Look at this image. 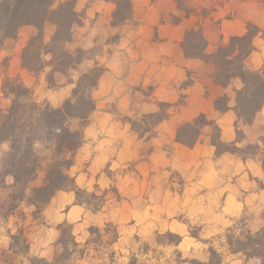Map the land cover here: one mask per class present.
Segmentation results:
<instances>
[{
	"label": "crops",
	"instance_id": "0c3cea01",
	"mask_svg": "<svg viewBox=\"0 0 264 264\" xmlns=\"http://www.w3.org/2000/svg\"><path fill=\"white\" fill-rule=\"evenodd\" d=\"M132 2L135 26L123 33L110 47L112 52L103 58L107 72L93 91L96 110L84 128V140L69 174L80 187L100 184L107 189L116 184L124 194L131 191L124 187L130 183L145 187L159 185L161 179H166L168 199L175 202L176 215L213 229L212 234L219 233L221 228H247L249 233L259 232L264 227L261 153L247 159L232 153L217 155L206 127L194 147L177 142L176 136L182 124L204 115L219 125L223 141L234 142L237 129H240L245 138L238 146H261L264 107L250 125L239 120L232 108L236 91L243 87L241 80L234 79L227 87L218 84L214 78L215 65L187 57L183 44L189 30L200 28L207 41L206 52L212 54L232 37L246 35L248 25L252 24L259 32L253 38L254 50L245 66L264 75V0ZM100 3L105 2L93 1L94 8L89 15L95 14ZM104 5L114 10V5ZM26 42H21L13 54L8 75L34 88L39 100H46V95L50 99L52 94L49 90L44 92L43 82L35 86L30 81L32 73L22 66L21 55ZM6 56L0 45V59ZM2 86L0 70L1 92ZM147 89L149 95L144 94ZM224 95L230 98L231 109L219 113L215 102ZM160 103L172 106L170 117L156 127L157 134L151 138H140L131 124L123 120L139 110L156 112ZM60 104L59 101L56 105ZM7 147L0 145V159ZM174 174L183 180L181 191L172 192ZM34 210V206L24 207L23 220L14 216L0 219V264H31L32 257L51 262L61 251L60 224L73 225V235L79 243L88 238L89 227L102 228L109 220L106 208L93 212L77 204L73 191L57 192L43 210L44 224L33 219ZM17 225L25 228H17ZM172 225L185 235L187 223L175 220ZM19 234L27 241L26 252L16 251L13 238ZM184 240L188 241L186 237ZM255 259L241 254L229 255L223 264H259Z\"/></svg>",
	"mask_w": 264,
	"mask_h": 264
},
{
	"label": "trees",
	"instance_id": "16d2710c",
	"mask_svg": "<svg viewBox=\"0 0 264 264\" xmlns=\"http://www.w3.org/2000/svg\"><path fill=\"white\" fill-rule=\"evenodd\" d=\"M114 5L111 25L117 27L133 21L134 7L132 0H102ZM83 17L76 10V1L67 0H0V44L16 38L21 29L32 27L34 35L22 50V66L30 72H40L52 66L53 72H66L76 69L84 60L83 51L72 53L67 45L73 41L75 28L82 23ZM54 27L49 41L46 40L47 27ZM259 29L248 25V33L241 37H232L214 53L207 54V41L200 28L187 32L183 48L189 58L201 59L215 65V81L227 87L234 79H240L243 87L236 91L235 106L232 108L239 120L250 125L257 113L264 107V75L259 71L248 70L245 63L254 50L253 38ZM119 40V38H117ZM97 66L84 73L73 91L72 97L60 107L49 103H39L33 97L32 90L19 78L5 77L0 98V145L7 144L8 149L0 159V187L7 192L6 200L0 206V215L8 218L22 203L26 202L42 211L59 191H74L77 196L81 189L76 185L68 171L73 165L75 151L72 145L80 147L84 140V128L96 110L92 91L107 72L105 66ZM189 82L185 83V86ZM6 101V102H5ZM227 95L219 97L215 108L219 113L231 109ZM156 112L142 115L137 121L129 120L132 128L145 138L159 124L170 117L171 105L160 103ZM80 121L81 128L74 130L71 123ZM150 125L149 128H142ZM211 124V141L216 147L217 155L232 153L243 159L262 154L264 169V136L259 144L238 146L245 136L237 129V138L227 143L222 140L221 129L215 121H209L201 115L192 122L182 124L177 130V142L194 147L201 138L202 129ZM255 153L246 154V149ZM42 183L34 185L41 175ZM11 181V184L8 182ZM264 218V214H263ZM59 243L63 251L49 262L39 257L31 258V264H67L76 253L70 251L68 242L74 247L78 244L71 225L62 224ZM169 236L173 235L168 233ZM181 241V238L178 237ZM233 253H243L247 258H257L264 264V227L257 233H249L247 241L232 237L229 245ZM208 263L223 264L220 254L210 250ZM203 264L198 261H185L184 264Z\"/></svg>",
	"mask_w": 264,
	"mask_h": 264
},
{
	"label": "rangeland",
	"instance_id": "374dc122",
	"mask_svg": "<svg viewBox=\"0 0 264 264\" xmlns=\"http://www.w3.org/2000/svg\"><path fill=\"white\" fill-rule=\"evenodd\" d=\"M63 1L67 0H58V2ZM75 1L76 10L82 15L83 20L75 28L73 41L67 45V48L72 53H77L79 50L83 51V62L76 69L71 68L66 72H53L52 66H48L40 72H31L30 81L35 86H39L42 81L44 92L49 90L52 94L50 99L46 95V100H39L35 95V89L30 88L34 99L39 103H49L55 108L60 107L67 99L72 97L77 82L84 73L95 68L98 63L99 66H105L103 58L112 52L110 47L122 38L123 33L128 32L135 26V23L131 21L124 25L113 27L111 25L113 10L110 11L109 7L104 5L110 2L104 1L105 3H100L99 8L96 7L95 14L89 15V12L94 8V0H81L80 6V0ZM110 4L113 5L112 3ZM53 32L54 27L49 25L47 27V41L50 40ZM34 33V28L25 27L20 30L16 38L7 39L2 45L0 44L7 53L6 57L0 59L3 83L5 77L9 76L8 68L14 58L13 54L19 48V44L25 40L28 42ZM144 94L149 95L150 90H144ZM1 96L2 92L0 91ZM59 101L61 104L56 105ZM144 114L147 113L139 110L131 117H125L123 120L127 122L129 120H138L139 122V119ZM81 124L80 121L75 120L71 123V127L74 130H78L81 128ZM142 126L143 129H148L150 125L142 124ZM204 127L207 128L209 135H211V124H207ZM240 127L242 128V125ZM156 134L155 128L151 133H147L145 137L151 138ZM247 145L242 147L246 148ZM7 149L8 147L3 152ZM71 149L76 154L78 148L72 145ZM253 153H255L253 149H246L247 155H252ZM129 169L133 171V167ZM70 176L74 178L72 175ZM42 177L43 174L34 185H40ZM171 182L172 192L181 191L183 180L179 176L174 174L171 177ZM8 184H11V181ZM78 187L81 189L79 196L73 191L76 194V203L87 207L93 212H99L106 208L109 220L105 222L102 228L89 227L91 229L89 230L88 238L86 241L77 243L76 247L68 242L70 251L75 250L76 252L69 262H74V264H184L185 261H198L204 264L209 262L211 249L216 250L223 261L229 255L241 254L246 257L243 253H233L231 249H236L237 247L233 244L230 246L229 242L232 241L233 236L247 241L249 236V232L246 231L247 228H221L219 233L212 234L213 229L203 228V226L191 223L190 218L176 215L175 202L168 199L169 186L166 179H161L159 185H148L145 187L130 183L124 186L131 189L128 194L121 193L116 184L110 185L107 189H103L100 184L91 187ZM6 198L7 192L0 187V206ZM28 206L32 205H28L26 202L22 203L9 217L14 216L19 220H23L25 214L22 210ZM43 210L35 213V208L32 216L33 219L44 224ZM0 219L7 218H3L0 215ZM175 220L187 223L188 228H184L185 235L180 232V228L172 225ZM62 224L71 225L67 222ZM71 226L73 228V225ZM16 227L25 228L19 227V225ZM16 227L14 226L13 228ZM168 233L173 235L169 236ZM178 237L181 238V241L178 240ZM183 237H186L188 241H183ZM13 239L17 252H26L28 250L27 241L20 234ZM59 246L61 247V253L63 245L59 243ZM255 260H258L259 264H261L260 259Z\"/></svg>",
	"mask_w": 264,
	"mask_h": 264
}]
</instances>
